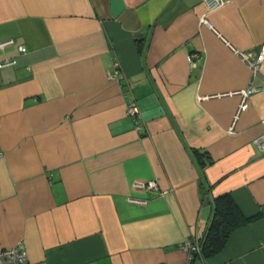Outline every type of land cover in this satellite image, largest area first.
<instances>
[{
    "label": "crops",
    "instance_id": "0c3cea01",
    "mask_svg": "<svg viewBox=\"0 0 264 264\" xmlns=\"http://www.w3.org/2000/svg\"><path fill=\"white\" fill-rule=\"evenodd\" d=\"M205 12L202 0H0V42L12 40L0 47V249L21 242L25 264H186L182 242L228 193L256 218L206 263L264 264L252 143L264 89L235 118L241 90L264 85V60L249 67L264 0H226L206 12L212 27Z\"/></svg>",
    "mask_w": 264,
    "mask_h": 264
},
{
    "label": "built area",
    "instance_id": "2783aa9c",
    "mask_svg": "<svg viewBox=\"0 0 264 264\" xmlns=\"http://www.w3.org/2000/svg\"><path fill=\"white\" fill-rule=\"evenodd\" d=\"M225 1L226 0H202V2L206 6V12L217 10L225 3ZM206 12L199 16V22L201 24H205L209 27H212L211 23L209 22L207 18ZM11 41H12L11 39L1 41L0 47L4 46L7 43H10ZM19 49L21 52L26 51V47L24 44H21L19 46ZM195 56H196L195 53H191L188 55V60L191 62L192 65H194L193 57ZM262 60H264V44H262L260 51L255 56V58L249 61V67L252 69L254 73L258 71ZM9 61L6 60L4 63H8ZM259 89H264V85L257 87V86H253L250 84L246 88L241 90L242 98H241V102L239 104L237 113L235 115V118L238 117V114L241 111H244L245 109H247L248 96L252 92L257 91ZM127 114L132 118L135 128L139 130L141 128V124H140L141 112L135 101H131L128 103ZM228 131L232 132L233 128L232 127L229 128ZM252 143L259 152H264V133L253 138ZM134 185L137 187H141V188L151 189V188L157 187V182L155 179H151L148 181L135 182ZM182 247L187 251V254H188V259H187L186 264H190L193 254L199 251L197 238L196 237L186 238L182 242ZM26 260H27V254H26L25 246L21 242H17L13 245L6 246L0 249V264H25ZM80 264H87V263H80ZM196 264H205V262L203 261L202 258H198Z\"/></svg>",
    "mask_w": 264,
    "mask_h": 264
},
{
    "label": "trees",
    "instance_id": "16d2710c",
    "mask_svg": "<svg viewBox=\"0 0 264 264\" xmlns=\"http://www.w3.org/2000/svg\"><path fill=\"white\" fill-rule=\"evenodd\" d=\"M193 153L199 162V166L203 167L204 164L212 162L204 150L194 149ZM202 176L204 177V175ZM202 181L205 190L208 192L210 185L205 184L203 179ZM211 206V214L204 232L194 236L198 240L199 251L193 254L190 264H196L198 258H202L207 264L206 259L221 252L235 230L256 218V216L243 215L228 193L212 196Z\"/></svg>",
    "mask_w": 264,
    "mask_h": 264
}]
</instances>
